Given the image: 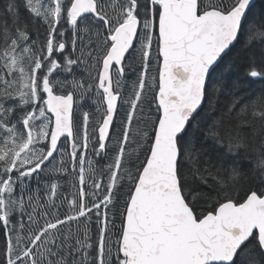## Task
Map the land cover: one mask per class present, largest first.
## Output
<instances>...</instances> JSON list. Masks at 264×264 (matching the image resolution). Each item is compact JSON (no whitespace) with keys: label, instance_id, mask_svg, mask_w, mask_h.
<instances>
[{"label":"snow or ice","instance_id":"obj_1","mask_svg":"<svg viewBox=\"0 0 264 264\" xmlns=\"http://www.w3.org/2000/svg\"><path fill=\"white\" fill-rule=\"evenodd\" d=\"M0 264H264V0H3Z\"/></svg>","mask_w":264,"mask_h":264},{"label":"trees","instance_id":"obj_2","mask_svg":"<svg viewBox=\"0 0 264 264\" xmlns=\"http://www.w3.org/2000/svg\"><path fill=\"white\" fill-rule=\"evenodd\" d=\"M3 2V0H0V3H2Z\"/></svg>","mask_w":264,"mask_h":264}]
</instances>
